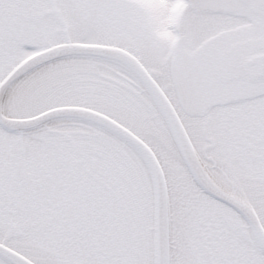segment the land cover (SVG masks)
Masks as SVG:
<instances>
[{"label": "snow or ice", "instance_id": "6c2138e0", "mask_svg": "<svg viewBox=\"0 0 264 264\" xmlns=\"http://www.w3.org/2000/svg\"><path fill=\"white\" fill-rule=\"evenodd\" d=\"M0 264H264V0H0Z\"/></svg>", "mask_w": 264, "mask_h": 264}]
</instances>
